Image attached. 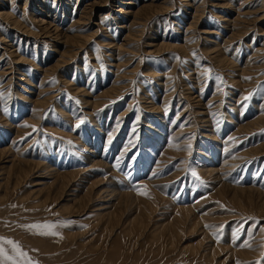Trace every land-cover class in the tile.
Wrapping results in <instances>:
<instances>
[{"label":"rangeland","instance_id":"1","mask_svg":"<svg viewBox=\"0 0 264 264\" xmlns=\"http://www.w3.org/2000/svg\"><path fill=\"white\" fill-rule=\"evenodd\" d=\"M0 238L264 264V0H0Z\"/></svg>","mask_w":264,"mask_h":264},{"label":"snow or ice","instance_id":"2","mask_svg":"<svg viewBox=\"0 0 264 264\" xmlns=\"http://www.w3.org/2000/svg\"><path fill=\"white\" fill-rule=\"evenodd\" d=\"M193 175H195V173H193ZM32 227H41V225H33ZM43 227L45 228H51L52 225H43ZM40 234H43V235H47V234H53L55 235L56 233H48V232H42ZM4 238H0V240H3ZM8 244L12 245L13 248L16 250L17 254L20 255V256H27L26 253L22 252L18 246V244H16V242L12 241V240H7L6 241ZM0 254L4 255V257L8 260H13V257L12 256H9L5 250L3 249V247H0ZM29 264H31V260L29 259Z\"/></svg>","mask_w":264,"mask_h":264},{"label":"bare ground","instance_id":"3","mask_svg":"<svg viewBox=\"0 0 264 264\" xmlns=\"http://www.w3.org/2000/svg\"><path fill=\"white\" fill-rule=\"evenodd\" d=\"M139 13H140V12H139ZM139 13H138V14H139ZM8 18H9V17H8ZM16 21H17V20H16ZM16 23H17V22H16ZM19 26H20V25H19ZM61 35H62V34H61ZM56 36H57V38H58V37H59V33H57ZM74 36H75V35H74ZM80 37H81V36H80ZM67 38L72 40L74 37H72V36H67ZM76 41H77V40H76ZM82 42H83V41H82ZM74 45H75V44H74ZM71 53H72V52H71ZM30 83H32V82H30Z\"/></svg>","mask_w":264,"mask_h":264}]
</instances>
